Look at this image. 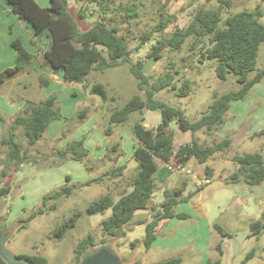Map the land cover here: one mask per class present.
<instances>
[{
    "label": "rangeland",
    "instance_id": "1",
    "mask_svg": "<svg viewBox=\"0 0 264 264\" xmlns=\"http://www.w3.org/2000/svg\"><path fill=\"white\" fill-rule=\"evenodd\" d=\"M47 2L49 4L50 0H47ZM231 2L232 6L230 8L222 9V25L227 17L242 9L252 10L259 4L264 9V0H231ZM70 3L75 10L80 7L85 9L87 17L82 22V28L91 26L99 18H102L108 25H118L120 27L119 34L129 42L132 49L131 60L135 62L138 59H144L147 74L157 78L172 71L176 75L178 85H181L185 79H190L192 90L189 95L180 97L175 90L165 88L157 92L155 97L181 108L191 121L198 119L202 112L208 108L213 99V93L222 94L228 91H236L241 87V84L237 82L236 77L232 73L228 75L226 80L218 78L215 71L216 60L199 61L200 45L197 44L196 47L192 48V38L185 42L180 51L166 48L160 59L146 56L147 50L155 39L169 37L177 28L187 26L193 14L200 7L218 8L219 2L217 0H115L112 3L110 12L101 14V8L98 10L95 5H86L83 2L77 3L74 0H70ZM129 5H136L137 15L133 14L132 10L124 9V7ZM1 6L8 8L7 0H0V17L4 22L2 24L3 33L0 37V44L4 48L5 69L15 64L16 50L11 44L12 39H23L25 41L24 43L22 40L24 46L28 50L32 49L33 53H35L37 48L27 41L28 32L26 28L19 22L16 25L12 20L11 17L17 16H13L14 14L9 9L8 11L3 10ZM91 13H94V15L91 16ZM162 15L170 19L168 27L162 32L154 34L153 38L143 48L137 49L140 36L152 29L162 18ZM261 20L264 22V17ZM4 26L5 29L7 27V31L4 30ZM42 39L47 41L45 36ZM42 39L40 44L43 47ZM38 60L39 57L36 61L37 64ZM263 67L264 46H261L256 71L250 74V78ZM33 68L34 66L28 72L25 73L23 71L17 75L19 78L13 83L4 84L6 81L3 82L0 85V94L9 89L13 93H19L21 86L18 84L30 89L31 95L28 94L29 89L24 90L25 94L23 95L27 96L26 100L31 99L36 103L51 94H57L62 117L49 125V132L55 135L51 137L54 138V141H50L48 136H44L36 143L37 148L35 151L37 152L32 153L29 151V153L38 160L36 162L33 161V163L45 164L47 167L59 165L53 170L55 171L54 175L52 174L53 172L45 174V172L40 171L38 178L43 177L45 183L53 181V187H49L48 193L61 188L65 184L75 185V188L70 196H62L56 200L58 205L56 210L36 217L25 228H20L18 220L26 217L29 212H26L27 209L25 208L21 210L20 214L23 216L12 227L15 232L8 243V248L15 254L40 253L46 255L50 260V264H75L74 248L77 242L88 233H93L99 243L103 238L101 223L111 215L112 209L109 208L105 212L92 215L85 212L87 205L106 192L107 188H104V184L102 185L100 182L94 183L89 187L78 186L79 183H82L80 182V175L77 176L80 167H74L73 165H79L78 163L80 162L72 159H69L71 160L69 163L67 161H59L58 150L72 140L85 138L87 136L86 132L88 133V130L92 128L96 121L106 135L105 129L109 125L108 120L111 111L116 107L123 106L134 94H144V91L139 90L137 80L130 72L128 63L109 68L104 72L93 71L88 76L89 87L94 83L105 85L109 92L107 100L100 94L90 93L89 89L85 91L80 82L66 83L64 80H52L51 77L50 84L44 87L40 86L41 90H39L40 72L35 71ZM59 74L62 76L61 71H59ZM30 83L29 87L28 84ZM74 90H78V96L72 95ZM39 93H43L44 96ZM93 106L97 109V112H95ZM84 108H87L88 115L85 118H80L79 112ZM67 118L68 121H66ZM141 118L145 119V126H157L162 121V114L159 110L146 109L144 112H133L129 120L124 124H113L112 134L105 137L107 142H105L103 148L104 156L89 158L90 161L88 160L85 163L87 171L90 170L92 165L94 166V163H118L120 157H122L121 161L125 163H137L130 154H126L125 150L129 151L133 148L134 142L132 138L134 135L132 126ZM57 123L61 124L59 132ZM64 128L68 130L62 134ZM171 128L174 130L176 147L181 143L190 142L194 136L204 145H214L226 137L231 139V144L223 151L215 153L206 163H200L193 158L186 167H182L181 170L190 169V172H192L191 174L180 172L181 175L184 174L186 176L185 180L190 181L185 194L195 192L198 189L201 190L196 192L190 201L181 202L178 207L176 206L177 212L188 213L187 218L175 216L164 220L162 228L166 227L172 233L170 240L176 244L195 240L203 246H212L210 254H207L211 258L210 264H264V231L257 237L252 234L251 229V222L260 219L264 211V182L257 185H249L244 181L232 184L225 183L230 175L238 169L239 165L234 160L235 155L258 151L264 155V78L254 85L244 99L232 103L224 122L214 133L207 134L204 130H200L195 134L191 131H182L175 122H172ZM16 135L20 145L26 148L28 146V138L25 136L23 128H20ZM115 144L118 147L117 152L113 151V145ZM94 151L96 152L95 148ZM99 151L100 149H97L98 153ZM6 154V148L2 146L0 148V180L4 182L10 179L12 183L18 176V172L21 171V175L24 178H22L20 183H17L16 193L22 183L32 179V175H37L41 168H35V171H32L31 167L26 164L30 162H25L22 165V169L20 168L14 172V164L9 161ZM4 166H6L8 172L6 176L1 173ZM207 166L213 169L211 184L204 182V179L207 178L205 172ZM134 172L135 167L128 170L129 178L134 176ZM64 173L71 177L73 176L74 180L68 183ZM196 177H198L200 185L197 184ZM171 181L168 180L166 184H158L156 186L153 196L154 203L160 204L165 199L164 190L166 188L175 189V185ZM19 199H15V204L17 205L16 213L19 211L18 207L22 205L20 201H30V198ZM41 201L42 199L39 201V205L37 203L36 206H40ZM34 204L35 202L31 208L35 206ZM76 209L82 210L83 215L75 227L69 229L63 238L57 239L53 235L54 228ZM152 212L151 207H149L145 216L151 217ZM0 217L3 221L4 218L6 219L1 213ZM184 219H186L185 222H183ZM215 223L220 224L228 235L218 231L214 227ZM144 235L145 226L136 225L133 230H128L125 237L108 238L110 243H116L122 258L126 262H130L146 251L142 241L137 243L135 248L131 246L132 241L143 239ZM36 245L37 247H35ZM252 251H255V255L248 259L247 257ZM202 254L201 251H197L194 254L191 250H184L182 251L184 258L182 264H208L207 262L201 263ZM221 256L222 260L219 261Z\"/></svg>",
    "mask_w": 264,
    "mask_h": 264
},
{
    "label": "trees",
    "instance_id": "2",
    "mask_svg": "<svg viewBox=\"0 0 264 264\" xmlns=\"http://www.w3.org/2000/svg\"><path fill=\"white\" fill-rule=\"evenodd\" d=\"M77 3L95 5L101 13H108L115 0H74ZM218 8L200 7L193 14L191 21L184 28H177L169 37L157 38L147 50L148 58L160 59L166 48L180 51L185 42L192 38V48L200 45L199 61L216 60V75L226 80L229 74H234L241 87L236 91H228L222 94L213 93V99L208 108L202 112L200 117L191 121L186 113L179 107L168 102L157 99L156 93L170 88L175 90L178 96L189 95L192 90L191 80L185 79L178 85L176 75L170 71L165 75L154 78L145 71L144 59L131 60L132 49L129 42L119 34L118 25H108L102 18L93 22L87 28H82V22L86 19L85 9L80 7L75 10L70 0H50L47 7L41 6L37 0H7L12 13L21 19H25L33 28L34 35L30 42L39 51V62L53 70L62 72L65 82H80L83 88L89 89L90 93L100 94L105 100L109 98V92L104 84L94 83L89 87L87 78L93 71L104 72L105 70L128 63L132 75L136 78L138 88L144 94H134L123 106L116 107L111 111L108 120L109 125L105 129L106 135L112 134L113 124L126 123L133 112H144L147 110H159L162 121L157 126H145V119L137 120L132 126L134 138L138 141L133 151V159L138 163L136 172L132 179V189L123 193L118 200L113 194L105 193L90 202L85 212L92 215L105 212L111 208L112 213L101 223L103 238L98 243L93 233H88L80 239L74 248L75 264L80 261L83 253L100 243L109 241L110 237H125L124 226L134 220L137 211L146 210L156 191L155 174L160 162H176L186 167L191 159H197L200 163H206L215 153L223 151L231 144V139L226 137L214 145H204L197 137L190 142L181 143L178 147L174 143V130L172 122L182 131H191L193 134L204 130L212 134L224 122L232 103L244 99L250 90L264 78V67L258 70L250 78V74L256 71L260 47L264 46V9L259 4L254 9H242L226 18L222 25V9L232 6L231 0H217ZM132 10L137 15L136 5L124 7ZM97 9L95 11L98 12ZM91 16L94 13L90 14ZM169 18H162L157 24L140 36L137 49L143 48L154 36L168 27ZM48 39L47 47L44 49L40 40ZM12 46L16 50L15 64L0 72V85L8 79L14 78L23 71L30 70L37 55L30 52L20 38L12 39ZM40 86H48L51 78L43 73L39 75ZM88 115L87 108L79 112L80 118ZM62 117L58 104L57 94H51L40 102L27 99L23 109L16 114L6 134L1 139V145L6 148V156L14 164V172L18 171L25 162H36L29 151L44 135L50 123ZM0 118H3L0 113ZM68 121V118L66 119ZM23 128L28 138V146L23 148L16 135V130ZM68 129H63L62 134ZM113 151L117 152V144L113 145ZM90 151L85 146L84 138L72 140L66 146L58 150L59 161L69 159L87 163L90 161ZM238 163V169L234 171L225 181L226 184L244 181L249 185H257L264 182V155L261 152H245L234 156ZM89 168V166H88ZM126 166L109 169L102 174L92 177L78 186H87L99 183L105 178H116L123 175ZM207 178H212L213 169L206 167ZM2 175L8 174L6 166L1 171ZM9 177V176H8ZM69 183L71 176L66 175ZM2 180H0V183ZM187 181L178 188H167L164 190V200L159 205L152 206V217L150 221L141 219L137 224H145V235L143 239L131 242L133 248L137 243L143 242L149 249L157 237V229L162 220L175 216L187 218L188 213L177 212L176 206L181 202H188L195 192L184 194ZM75 185L65 184L61 188L43 195L40 206L32 209L26 217L18 220L20 228L27 227L28 223L36 217L56 210V200L62 196H70ZM11 191L10 179L4 181L0 187V198ZM83 211L76 209L73 213L59 223L53 230L57 239L65 236L66 232L75 227ZM214 227L222 234H227L220 224ZM252 234L259 237L264 231V211L260 219L251 222ZM12 228L0 217V235L8 233ZM109 237V238H108ZM37 247V245L35 246ZM19 257L28 258L32 264H49V258L40 253L17 254ZM255 255L252 251L248 259ZM181 257H172L158 264H181ZM0 264H7L0 256ZM218 264V263H217Z\"/></svg>",
    "mask_w": 264,
    "mask_h": 264
},
{
    "label": "crops",
    "instance_id": "3",
    "mask_svg": "<svg viewBox=\"0 0 264 264\" xmlns=\"http://www.w3.org/2000/svg\"><path fill=\"white\" fill-rule=\"evenodd\" d=\"M37 2L41 6H44V7H47L50 5V3L48 4L47 0H37ZM7 4H8V2H7ZM1 8L5 11H8V9H9V11H11L9 4H8V8H4V6H1ZM12 14H14V13H12ZM13 16H17V15L14 14ZM11 18L16 25L19 22L22 26H24L26 28V30L28 32L27 41L30 42L32 36L34 35V30H33L32 26L25 19H21L18 16L17 17H11ZM15 18H18V19H15ZM2 24H4V22H3V19L0 17V37L3 33ZM4 30L7 31L8 30L7 27L5 29V26H4ZM43 40H44V42H43ZM24 43H25V41H24ZM41 43L43 45V48L46 49L48 39H47V41H45V39H42ZM30 52L33 53V50L31 49ZM34 54L37 55V58H36L34 65H33L34 66L33 69H35V71H38L40 73L45 74L48 77H51L52 80H54V79L55 80L56 79L57 80H63L61 74H59V71L56 72V70H53L48 66H44V65H41L40 63H38V64L36 63V61L39 57L38 49L35 51ZM4 58H5L4 48H2V45L0 44V71L1 72L4 70V67H5L4 66ZM28 71L29 70H26L24 72L26 73ZM17 78H19V76L14 77L11 80L8 79V80H6V82L4 84L13 83V82H15V80ZM34 84H37V83H34ZM38 84H39V90H41L40 89V82ZM18 85H20L22 87V89L20 87L19 93H13V91L11 89H9L6 92L5 91L1 92V94H0V113H2V115H3V118H0V148L2 147L1 139L4 136L5 132L8 130L9 125L12 122L13 117L23 109L24 104L26 103L25 98L27 96L25 97L23 95V94H25L23 91L27 90L29 88H27L26 86H22L21 84H18ZM29 85H31V83L28 84V86ZM78 88H79V86H78ZM28 94L31 95L30 89L28 90ZM39 94L44 96L43 93H39ZM72 95L78 96L79 95L78 90H74ZM42 100H43V98H42ZM91 105H93V104H91ZM93 108H94L95 112H97V109L94 106H93ZM93 115H94V113H93ZM57 120H60V119H57ZM57 125H58V132H59L61 124L57 123ZM19 130H20V128H18L16 130V132L18 133ZM86 135L87 136H85L84 141H85V146L88 148L90 147L89 148V151H90L89 157L90 158H92V157H94V158L103 157L104 156L103 155V148L105 146V142H107L105 137H107V136L104 134L103 129H101L99 127L97 121L92 125V128H90L88 130V133L86 132ZM44 136H48V139L50 141H54V138H51V137L55 136V135H52L49 132V126H48L46 132L44 133V135L42 136V138ZM132 140L134 142L133 148H131L129 151L125 150L126 154H130V156L133 155L134 148L138 144V141L134 137L132 138ZM36 148H37L36 144L33 145L30 149V152H32V153L37 152V151H35ZM92 148H93V150H91ZM94 148L96 149V152L94 151ZM124 148H126V147L124 146ZM97 149H100L99 153L97 152ZM121 158L122 157H120V160L118 161V163H94V166L92 165L89 171H87L88 169H86L85 163L80 162V163H78L79 165H76L74 163L75 165H73V166L74 167H80L77 176L80 175V179H81L80 182H85L88 179H90L92 177H96V176L102 174L103 172H105L109 169H113L115 167L125 165L126 168L124 170L123 175L116 177V178H105L104 180H102L100 182V183H102V185L104 184L103 185L104 188H107V191L102 193V194L109 192V193L113 194L115 200H118V198L123 193L130 191L133 187V185H132L133 177L129 178V176L127 174L128 170L130 168L135 167V172H136V169L138 166V163H125L124 161H121L122 160ZM66 161L68 163L71 162V160H69V161L66 160ZM7 162H8V160H7ZM26 164L28 167H31L32 171H35V168H41V170L38 171L37 175H32L33 178L30 179L28 182L22 183V185L20 186V189H18L17 192L15 193V191L17 189V183H20L22 181V178H24V176L21 175V171L18 172V176L16 177L15 181L11 183L10 193L8 195L2 196L0 198V213L6 217V222L11 228L13 227L14 223L21 216H23L22 214H20L21 210H24V208H25V209H27L26 212H30L32 209L38 207V206H36V204L38 203L37 205H39V203H40L39 201L42 199L43 195L45 193H48L49 187L52 186L53 181H49V182L45 183L43 180V177L38 178L40 175V171H43V173L45 172V174H49V172H53L52 174L54 175L55 171H53V170H55V168L59 166V165H57V166L47 167V165H45V164L33 163V162L26 163ZM22 167H21V169H22ZM81 169H82V171H81ZM135 172H134V174H135ZM174 172H175V174H173ZM180 172H187L189 174L192 173V172H188L187 170H181V169L177 170V173H176V170H170L166 163H160L158 171L155 174L156 186L158 184L159 185L166 184L168 182V180H172L171 182H172V184L175 185L174 186L175 188L183 186L185 181H187V183L189 184L190 181L185 180L186 176L184 174L181 175ZM64 175L66 176L67 174L64 173ZM183 176H185V177H183ZM73 180H74V178L72 176L71 181H73ZM196 180H197V184L200 185L201 183L198 181V177H196ZM211 182H212V180H211ZM211 182H210V184H211ZM188 184L185 188L184 194L186 193V191L188 189L187 188ZM91 185H87L86 187H89ZM31 197H34V198H31ZM19 198H30L29 199L30 201H25V200L20 201L22 205H20L18 207L19 211H18V213H16L15 209H17V205L15 204V199L20 200ZM34 202H35V204H34L35 206L33 208H31V206L33 205ZM155 204L159 205L157 203H154L153 198H152V200L149 204V207H151V209H152V206ZM177 207H178V205H177ZM177 207H176V210H177ZM147 210H149V208L146 210L137 211L136 217L134 218V220L124 226V230L126 231V235L128 233V230H131V229L133 230L136 225L145 226V224H137V222L139 220H141V219H144L146 221L151 220L152 213H151V217H149V218L145 216V213L147 212ZM165 220H168V219H165ZM185 220L186 219H184L183 222H185ZM163 223H164V220H162L158 226L157 237H156L155 241L153 242L152 246L149 249H146V251L143 252L142 254H139V255L144 256V264H158L159 262L167 260V259L172 258V257H181L182 263H183L184 258L182 256V251H184V250H186V251L191 250L194 254L197 253V251H201L203 253L202 259L200 260L201 263L207 262L208 264H210L211 258H209V256L207 254L208 253L210 254V249L212 246H210V245L203 246L195 240L191 241V242H184V243L182 242V243L176 244L172 240H170L172 233L166 227L162 228ZM129 226H130V228H129ZM160 228H162V229L160 230ZM221 260H222V256L219 259V261H221ZM49 264H50V260H49Z\"/></svg>",
    "mask_w": 264,
    "mask_h": 264
},
{
    "label": "water",
    "instance_id": "4",
    "mask_svg": "<svg viewBox=\"0 0 264 264\" xmlns=\"http://www.w3.org/2000/svg\"><path fill=\"white\" fill-rule=\"evenodd\" d=\"M4 184L2 181L0 187ZM15 229L0 235V256L7 264H32L28 258L19 257L8 248V243L12 238ZM77 264H144V256L139 255L130 262H126L116 243H100L88 249L82 254Z\"/></svg>",
    "mask_w": 264,
    "mask_h": 264
},
{
    "label": "built area",
    "instance_id": "5",
    "mask_svg": "<svg viewBox=\"0 0 264 264\" xmlns=\"http://www.w3.org/2000/svg\"><path fill=\"white\" fill-rule=\"evenodd\" d=\"M167 164V166H168V168L170 169V170H179V169H182V167H184V166H182L181 164H178V163H176V162H168V163H166ZM188 172H190V169H188L187 170ZM204 182L206 183V184H208V183H210L211 182V179L210 178H205L204 179Z\"/></svg>",
    "mask_w": 264,
    "mask_h": 264
},
{
    "label": "clouds",
    "instance_id": "6",
    "mask_svg": "<svg viewBox=\"0 0 264 264\" xmlns=\"http://www.w3.org/2000/svg\"><path fill=\"white\" fill-rule=\"evenodd\" d=\"M211 179V178H210Z\"/></svg>",
    "mask_w": 264,
    "mask_h": 264
}]
</instances>
